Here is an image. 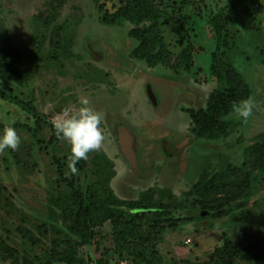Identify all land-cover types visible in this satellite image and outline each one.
<instances>
[{
    "label": "rangeland",
    "instance_id": "obj_1",
    "mask_svg": "<svg viewBox=\"0 0 264 264\" xmlns=\"http://www.w3.org/2000/svg\"><path fill=\"white\" fill-rule=\"evenodd\" d=\"M154 4L170 59L165 66L149 68L132 57L139 42L128 36L132 29L153 23L140 10L141 0H0V52L17 69L34 74L24 85L0 78V133L16 124L30 127L15 128L22 138L17 150L0 151V264H67L52 251L55 236L41 235L36 226L49 222V198L71 192L69 180L86 193L105 179L97 157L112 164L116 176L110 186L121 200L136 201L148 189L171 187L172 204L186 208L172 211L174 219L202 213L200 199L185 195L198 181L206 156L227 155L233 165L249 170L244 152L264 133V0ZM106 13H120L122 25H104ZM224 62L243 76V91L249 90L247 100L254 105L252 116L245 123L232 112L225 118L230 129L226 138L196 139L187 111L206 109L218 87L213 66ZM84 97L101 117L104 140L71 174L70 144L58 138L53 122L66 107L78 110ZM13 101L28 104L36 115ZM128 131L152 135L154 146L145 141L141 152L132 136L126 140ZM259 184L245 217L236 223L225 218L164 231L156 246L157 264L215 261V249L226 241L238 246L235 264H264L263 175ZM23 231L29 232L27 237ZM116 232L106 223L90 245L75 249L77 258L84 264L101 259L107 264H145L127 251ZM139 252L146 257L153 250Z\"/></svg>",
    "mask_w": 264,
    "mask_h": 264
},
{
    "label": "trees",
    "instance_id": "obj_2",
    "mask_svg": "<svg viewBox=\"0 0 264 264\" xmlns=\"http://www.w3.org/2000/svg\"><path fill=\"white\" fill-rule=\"evenodd\" d=\"M140 8L153 23L149 27L132 29L129 32V38L139 42L132 52V57L144 61L149 68L165 66L169 63L170 54L157 26L154 0H141ZM102 22L108 26H121L123 17L120 13H106L102 16ZM50 23H55V18ZM56 29L62 30L63 27L58 26ZM213 75L218 79V87L210 94L206 109L187 111L191 118V133L196 139L205 141H217L229 135V124L225 118L233 112V104L247 100L249 94V90L243 91V76L229 62L213 66ZM0 78L24 85L33 80L34 74L31 70L17 69L11 60L0 52ZM7 101L12 102L10 99ZM13 102L30 116L36 115V110L28 104ZM14 128L30 129L29 126L21 124H16ZM124 154L130 159L125 148ZM244 157L251 163L249 170L233 165L227 155L211 154L203 158L199 167V179L185 195L188 198L200 199L202 213L178 219L172 218L171 212L183 211L186 208L183 204H172L175 196L171 187L148 189L136 201L121 200L110 186L116 176L112 164L104 157H97L104 166L105 179L96 186L88 187L86 193L75 189L73 180H69L71 192H61L56 198H49L51 215L46 216L49 222H42L36 229L41 235L55 236L52 251L62 257V263L84 264L82 259L77 258L75 249L90 245L99 235L100 229L109 222L117 230V237L126 243L127 251L131 255L143 260L145 264H157L159 253L156 246L167 229L175 230L194 222L225 218H232L236 223L245 217L248 204L258 193L259 176H264V133L245 150ZM13 191L20 192L16 188H13ZM157 197L168 199L169 203L163 204L162 200H156ZM6 203L14 207L9 200ZM56 211L60 215H57ZM148 213L151 216H148ZM59 222L68 233L59 227ZM28 233L23 231V237H27ZM36 240L39 242V239ZM63 246L67 250L60 252ZM145 248L152 249V254L145 257L139 252ZM237 254L238 246L226 241L222 247L215 249V261L201 263L184 260L177 264H235L232 258ZM52 262L48 261L46 264ZM97 264L107 263L101 259Z\"/></svg>",
    "mask_w": 264,
    "mask_h": 264
},
{
    "label": "clouds",
    "instance_id": "obj_3",
    "mask_svg": "<svg viewBox=\"0 0 264 264\" xmlns=\"http://www.w3.org/2000/svg\"><path fill=\"white\" fill-rule=\"evenodd\" d=\"M81 105L78 110L64 108L62 113L54 120L53 125L58 138L67 141L71 147L68 169L76 174V164L86 160L88 154L99 150L104 140L100 126L101 117L89 106V100L79 99ZM253 103L250 100H241L234 103L232 110L243 122H247L253 113ZM22 142L21 136L14 127L7 126L0 133V151L17 150Z\"/></svg>",
    "mask_w": 264,
    "mask_h": 264
},
{
    "label": "crops",
    "instance_id": "obj_4",
    "mask_svg": "<svg viewBox=\"0 0 264 264\" xmlns=\"http://www.w3.org/2000/svg\"><path fill=\"white\" fill-rule=\"evenodd\" d=\"M137 132V134H133L132 135V132H127V137L128 136H135L134 139L136 140V143L138 144L139 148L141 149V152L142 150H144L146 147L144 146V142H149L151 144V146L153 147L154 146V141H153V138H152V135H147L146 133L144 132H139V131H135ZM130 133V134H129Z\"/></svg>",
    "mask_w": 264,
    "mask_h": 264
},
{
    "label": "water",
    "instance_id": "obj_5",
    "mask_svg": "<svg viewBox=\"0 0 264 264\" xmlns=\"http://www.w3.org/2000/svg\"><path fill=\"white\" fill-rule=\"evenodd\" d=\"M130 134V133H129ZM124 136H125V138H126V140H128V137H127V132H125V134H124ZM131 136V135H130ZM126 146H127V148L129 149V145L126 143ZM130 150V149H129ZM124 151V150H123Z\"/></svg>",
    "mask_w": 264,
    "mask_h": 264
},
{
    "label": "bare ground",
    "instance_id": "obj_6",
    "mask_svg": "<svg viewBox=\"0 0 264 264\" xmlns=\"http://www.w3.org/2000/svg\"><path fill=\"white\" fill-rule=\"evenodd\" d=\"M133 134H135V133L133 132ZM133 134H132V135H133ZM136 134H137V132H136ZM130 137H131V136H128V138H130ZM132 137L134 138L135 136H132Z\"/></svg>",
    "mask_w": 264,
    "mask_h": 264
},
{
    "label": "flooded vegetation",
    "instance_id": "obj_7",
    "mask_svg": "<svg viewBox=\"0 0 264 264\" xmlns=\"http://www.w3.org/2000/svg\"><path fill=\"white\" fill-rule=\"evenodd\" d=\"M128 132H129V131H128ZM133 132L136 133L135 131H133ZM133 132H132V134H133ZM130 133H131V131H130ZM138 149H140L139 146H138ZM139 165H140V164H139Z\"/></svg>",
    "mask_w": 264,
    "mask_h": 264
}]
</instances>
